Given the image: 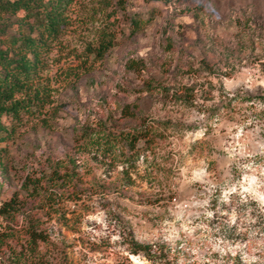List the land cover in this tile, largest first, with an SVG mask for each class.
Masks as SVG:
<instances>
[{"label": "rangeland", "instance_id": "1", "mask_svg": "<svg viewBox=\"0 0 264 264\" xmlns=\"http://www.w3.org/2000/svg\"><path fill=\"white\" fill-rule=\"evenodd\" d=\"M66 20L1 143L0 207L22 206L0 215V264H264V0H72ZM142 126L132 163L80 138Z\"/></svg>", "mask_w": 264, "mask_h": 264}, {"label": "trees", "instance_id": "2", "mask_svg": "<svg viewBox=\"0 0 264 264\" xmlns=\"http://www.w3.org/2000/svg\"><path fill=\"white\" fill-rule=\"evenodd\" d=\"M71 1L0 0V16H4L0 21V165H4L1 143L12 134L13 125L20 123L24 115L30 112L36 103H39L42 93L35 90L33 86L44 66L42 55L50 49V43L55 41L65 28L66 11ZM156 1L168 2L170 0ZM140 25V21H136L134 29L138 30ZM17 94H22L27 98L17 100ZM4 117L11 119V128L4 123ZM156 135L147 127L142 126L126 133H117L106 128L94 131L83 130L80 138L95 139L93 143H96L97 150L101 149V146L109 151L121 147L124 152H120L117 159L132 163L146 154V151L153 145ZM115 153L112 152L113 155ZM54 173L57 174L56 178L50 177V181L52 179L58 182L64 181V177L59 172ZM43 180L44 178H40L36 181L29 177L25 188L33 195H40L45 187L41 182ZM21 206L22 202L15 195L2 204L0 215L15 216L21 212ZM26 233L28 255L34 257V260H39V247L41 244H47L49 237L44 230L39 229L32 222L27 227ZM128 249L131 254L143 255L150 260L155 261L158 258V251L154 250L151 244L139 242L134 237L128 240Z\"/></svg>", "mask_w": 264, "mask_h": 264}]
</instances>
